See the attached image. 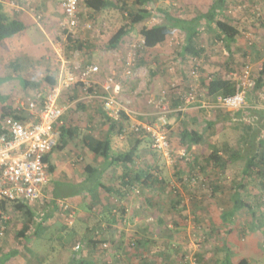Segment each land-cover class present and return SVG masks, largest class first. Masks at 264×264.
Instances as JSON below:
<instances>
[{
  "label": "crops",
  "instance_id": "obj_1",
  "mask_svg": "<svg viewBox=\"0 0 264 264\" xmlns=\"http://www.w3.org/2000/svg\"><path fill=\"white\" fill-rule=\"evenodd\" d=\"M0 2L3 4L1 15L6 23L17 19L26 27L23 32L0 41V80L8 79L1 85L6 93L0 97V125L4 110L18 115L22 118L20 119L22 122L31 123L36 120L28 108V103L32 99L24 100L20 87L28 89V86L38 85L45 73L49 74L50 71L58 70L60 72L62 51L59 42H56V46L53 45L55 42L50 34V25L38 21L41 19L38 12L44 11L45 0L32 2L31 0H0ZM208 2L210 0H179L180 7L188 9L193 6L199 11L191 17L190 15L181 17L180 13L179 18L191 19L206 12L211 8L210 5L203 7L200 4L206 5ZM156 7L154 10L157 12L159 8L169 6L165 4L163 7L157 3ZM86 12L94 17L101 16L87 9ZM104 24L106 22L101 21L102 28ZM58 26L65 27L63 22L58 23ZM139 26L140 24L132 27L130 33L114 50H101L99 53V47L96 46V50L95 44L88 43L96 60L91 65H97L100 68V72L92 79V87L98 92L100 98L83 99L80 97L79 90L76 89L77 84L62 86L59 103L66 107L64 121L68 128L73 130L74 136L63 151L55 150L48 156L49 163L54 168L50 174L51 185L47 191L52 207L46 215L48 219L41 232L48 229L51 222H57V220L63 222L55 203L58 200H66L77 211L75 225L78 231L74 238L84 236L85 239L84 242L74 240L76 243L74 250L79 244L81 245L79 251L88 249L95 252L102 248L103 243L109 244V249H105V256L101 258L100 263L91 259L87 264H177L180 255L178 248L184 247V244L192 237L195 239L202 234L198 230L200 227L203 228V234L207 237H214L208 248L210 253L205 252V254L209 253L205 261H210L211 254L215 253L216 264H238L242 260L247 261L248 264H264V202L260 196L255 194L251 196L254 187L263 188L264 184V176L258 181V178L255 180L252 174L255 168L260 170L264 167V161L261 160L264 158V109H262L264 108V80L258 84L261 77L264 79V75L261 74L264 66V40L257 36L255 46L258 47H254L256 51L251 50L250 53L253 57L249 54L248 57L246 56V61L249 60L245 61V64L250 61L257 63L252 70V88L248 92L250 101L249 117H246L248 119L243 116V113L248 111L225 109L222 110L226 119H216L218 108L212 102L217 94L213 92H209L205 97L202 95V100L209 101L212 106L208 102L187 105L181 101L178 102L177 99L180 91L191 90L192 86L199 87L200 92L202 90L205 93L209 82L218 77L217 73L212 75L216 72L218 65L226 70L229 68V71L232 69V73L227 78L234 79V76L242 71L243 64L239 63L241 61L239 54H246V51L241 50L246 43L242 28H240L241 36L232 42L228 49L205 26L200 29L193 42L204 50L206 57L203 74L197 85L190 84L187 60L182 57L181 44H184L185 38L179 45H175L177 35L183 34L179 28L172 30V34L164 44L146 49L145 56L138 60V64L133 63L134 75L123 83V92L119 97L123 109L129 113L128 121L123 120L121 123L126 126L134 124L139 121L137 116H142L146 122L154 121L152 114L155 110L145 105L142 95L149 90L153 95L150 96L158 97L163 90H168L172 105L175 104V108H181L178 111L179 114H173L169 118L173 126L172 130H175L173 139L176 140L173 141V145L178 144L176 142H178L179 127L185 125L190 132L195 131L202 138L197 145L186 144L181 147L179 142L180 147L176 146L177 150L174 148L178 153H186L185 160L188 155H191L195 162L191 160L192 163L188 165L178 164L175 168L165 165L157 169L155 164L150 163L151 154L155 155V152L151 150L150 140L146 137L143 138V142L135 153L136 159L133 164L128 165L116 159L130 152L137 137L134 135L128 137L129 133H110L109 123L102 112L101 97L108 95L104 90L107 77L114 70L117 73H123L124 65L131 53L130 45L139 40L138 38L142 39V28ZM85 30V27L79 26L76 32ZM101 45L104 47L105 43ZM220 45L223 52H214L212 47H220ZM117 54L118 57L121 56V59L117 58ZM53 75L56 76V74ZM57 80L60 81L59 78ZM16 82L17 85H15ZM175 83L179 89L177 86L175 91H170L172 84ZM12 86L13 89H11ZM67 98L71 100L68 101ZM207 122H216L217 125L220 122H227L240 126L233 129L249 124L251 128L244 134L241 142L236 143L235 149L231 142H228L230 152L226 153L227 157L225 152L218 149L223 160L221 166L210 160L209 152L214 151L209 150L211 140L210 126ZM227 134L228 138L239 140L242 133L230 130V134ZM90 138L101 141L109 139V157L96 155L89 150L86 140ZM252 141L257 146L253 150L251 149ZM172 153L174 155L173 150ZM253 154L257 155L256 166L248 170V160ZM179 157L180 155L176 159ZM205 158L208 159L205 163L211 167L204 172L208 175L212 172L213 175L216 174L212 183L215 190L212 199L208 196L203 197L193 189L190 190V187L194 186L189 180L190 176L196 173L201 174L195 163L198 160L202 162ZM180 159L184 158L180 157ZM152 160L155 159L152 158ZM261 171L263 172L264 168ZM150 175L152 177H149ZM172 188L179 190V197L173 195ZM190 219L198 221L197 228L190 224ZM57 236L64 237V234L59 231ZM134 240L137 241V246L130 248L129 245ZM213 246L214 249H212ZM211 263L205 262V264Z\"/></svg>",
  "mask_w": 264,
  "mask_h": 264
},
{
  "label": "rangeland",
  "instance_id": "obj_2",
  "mask_svg": "<svg viewBox=\"0 0 264 264\" xmlns=\"http://www.w3.org/2000/svg\"><path fill=\"white\" fill-rule=\"evenodd\" d=\"M32 1H34V0H31V2ZM61 1L62 0H45L44 11L40 10V12H38L41 15V19L38 21L44 22V23L50 25V27H51L50 28L51 29L50 34L53 36V41L55 42V43L53 42L54 43L53 45L56 46L57 45L56 42H59V44H60V48H61L62 55H63V60L60 61L61 70H60V72L58 70L55 72L50 71L49 74L45 73L44 77L42 78L41 82L38 85L33 84L31 86H28L27 87L28 89H22L20 87L21 93L24 94V98H23L24 100H27V98L29 100L35 98L37 92H39L41 90H45L46 87L49 86V84L44 80V78L47 75L52 77L53 79H55L56 82L59 83L60 81L57 79L58 78L61 79L62 77L64 78L65 73L75 72L78 70V68L88 67L91 65V63L96 62V60L94 59L95 57L92 55V52L90 50L91 47L89 46L88 43L92 42V44H95V47H94L95 49H96V46L99 47V50H98L99 53L101 52V50H104V51L107 50L109 39L125 23L124 14L120 11V7L124 5V7L126 8L125 11H132V10H138L139 9L135 4L136 0H112V1L118 2L117 4L119 5V8L114 9V10L105 11L103 14H101L100 17H94V16H91L90 14H88L86 12V8L82 2L80 5V9H79V14H80L79 15L80 16L79 21H81L80 26L85 27L86 30L84 31L85 33L82 31L79 33V32H76V30H74L73 32H70L66 28V26L64 28L63 27L59 28L58 23L63 22V24H64V21H65V17L63 15L62 10H61V3H62ZM157 1H158L157 3L160 5H163V6L165 4L168 5L171 8L170 11L172 12V14L176 15V17H179L180 13L182 14L181 17H186L188 15H190L189 17H191V15L197 14L199 12V11H197L198 9L197 8L195 9L193 6H191V8H188V9L180 7L179 3H178L179 0H157ZM165 1H168V2L165 3ZM211 1L212 0H210V2H208L206 5L200 4V6L205 7L207 5H210L211 8L213 6L214 8L220 9L218 12L219 13V16H218L219 20H224V19L230 20L229 22L235 24L239 29L242 28V31L244 32V36H245L244 38L246 41V43H245L246 46L244 44L242 46L241 50L246 51V54H239V58L241 60L239 63H242L244 66L245 61H246V56L248 57V54H249L251 57H253L250 54L251 50L256 51L254 49V47H258V46H255V44H257V41H256L257 36L260 37L262 40H264V0H228V3L225 6V8L219 7V5L217 6V4L215 2H217L218 0H213L212 2ZM210 3L211 4L213 3V4L211 5ZM203 4H205V3H203ZM146 9L149 11H152V16L150 18H148V20L145 21V23L140 24L139 27L143 28L144 26L159 25L164 21L163 16L158 11L156 12L155 10H153L149 6H146ZM257 13H260V14L258 15ZM36 17L37 16L35 15V18ZM101 21L106 22V24H104V28L101 27ZM85 25H91V28H87V26H85ZM141 28H138V29H141ZM207 33H210V32H207ZM254 34H256V36H254ZM177 36H178L177 37V43L175 45H179L181 43V41H183L185 38V36L181 33H179ZM138 39L139 40H136L134 43H132L130 45L131 53H130V56H128L130 58L131 55H133L135 53L134 64H136V63L138 64V60H141L145 56L144 53L146 51V49H134L133 48L134 45H139L141 43L142 39H140V38H138ZM76 43H78V44L82 43L81 49H79V50L76 48L73 49V46ZM101 43H105L104 47L101 45ZM221 45H220V47H216V46L212 47L213 51L214 52H216V51L217 52H219V51L223 52V50L221 49ZM172 46H174V45H172ZM203 52H202V55L200 58L191 57L190 59L187 60V65L189 67L188 68V72H189L188 76L190 79V84H192V85L193 84L197 85L200 82V76L203 74L202 69H203V65L205 63L204 61H205V57H206V55ZM116 56L118 59H121L120 58L121 56L118 57L119 56L118 54ZM125 56L127 58V55H125ZM195 60L197 62L200 61L199 78H197V79L193 78V76L191 75L192 70L195 68L194 66H196ZM233 60L237 61L236 59H233ZM248 60L249 59H247V61ZM216 68H217L216 72H214L212 75H216V73H217L218 77L219 76L228 77V75L230 73H232L231 72L232 69H230V71H229L228 70L229 68L226 70L223 67H221L220 65H218ZM239 71H240V69H239ZM114 72H116V70H114ZM52 73L56 74V76H54ZM60 76H62V77L60 78ZM7 80L8 79L0 80V97L4 96V94L6 93V92L4 93V91L2 90L1 85L5 84ZM15 85H17V82L15 83ZM175 86L177 87L178 85L175 83ZM13 88L14 87L12 86L11 89H13ZM178 88H179V86H178ZM170 89H171L170 91H175V89H172V88H170ZM147 91L145 94L142 95L144 97V101H145L146 106H148L147 101L150 98H154V97H152L153 96L151 94L152 92H149V90H147ZM97 94H98V92H97ZM137 94H141V93H137ZM150 95H152V96H150ZM68 96H70V95H68ZM148 96H150V97H148ZM169 96H170V93H169ZM80 97H82L84 99L83 93L80 94ZM170 98H171V96H170ZM69 100H71V98L68 99V101ZM199 101L195 102L194 104H196V103L198 104ZM171 109L173 111H175L176 108L173 109V105H171ZM262 109H264V108H262ZM216 111H217L216 112V119H218L219 116H221V119H226V116L224 115L223 110L217 109ZM173 114H179V113L173 112L171 115H173ZM243 116L245 118L249 117V111L247 113H243ZM137 117L139 118V121L146 122L145 120L142 119V116L141 117L137 116ZM246 119H248V118H246ZM172 127L173 126L170 124L171 133H172L171 148L174 152V155H175L174 157H175L176 161L174 164L169 165V164H167V161L165 159H163L162 156H159L155 152V155H154V153L151 154L150 163L155 164L157 169H160L161 167H164L165 165L175 168L178 164L188 165V164L192 163L191 160H193V158L191 155H188L187 160H185V158L180 159V157L176 159V157H178L180 155L178 152L175 151V149L176 150L178 149L176 146H178V147L181 146L179 144V142H180L179 137L180 136L179 137L177 136L179 134V130H178V133L176 135L178 138V142H176V144L177 143L178 144L176 146L173 145V141H175L176 139L175 140L173 139L174 138L173 134H174L175 130H172L173 129ZM234 127H240V126L239 125L236 126V124H234V123L228 124L227 122H224V123L220 122L219 125H217V124L212 125V127H210V129H209L210 130V140H211L210 141L211 145L209 147V150L215 151L214 148L212 147V146H215L216 150L221 149L220 151L225 152L224 154L227 157L226 153L230 152V147H229L230 144L228 142H231L233 149H235L234 146L238 142L237 139H235V138H232V137L228 138L227 137L228 136L227 133L230 134V130H233ZM130 129L131 128L129 127L128 137L133 136V134H131ZM230 138H232V139H230ZM215 142H216V144H215ZM150 147H151V144H150ZM151 150H153L152 147H151ZM211 154L212 153L209 152V156ZM152 158H154L155 160L153 161ZM207 160L208 159L205 158V160H202V162L200 160H198L195 163V166H198L201 174L196 173L194 176H190L189 180L193 179L194 177L195 178L197 177L201 180L198 181L197 183H195L194 186L190 187V190L193 189V190L199 192L203 197L208 196V197H210L209 199H212L214 197V191H215L213 186H212V183L215 180L214 176H216V174L213 175V172H212L211 174L208 175L207 173L204 172L205 169L211 167L205 163V162H207ZM193 162H195V161L193 160ZM262 168H264V167H261L260 170H258L259 168H255L252 171L253 172L252 174H253V177H255V180L257 178H258V181L260 179H263L264 171L263 172L261 171ZM211 177H213V179ZM211 180H212V182H211ZM183 181H184V179H183ZM263 186H264V184H263ZM195 191H193V192H195ZM171 192L173 193V195L175 197H179V190L177 188H172ZM254 194L257 196H260V199L264 202V189L263 188H261V187L255 188L254 187V189H252L251 196H253ZM35 210L37 211V209H35ZM6 215H7V217H9V222H8L7 230L5 232L4 237H0V255L11 253L13 251L17 252V255L12 257L6 264H67V262L69 263V261L72 259L73 255H75V254H76L75 259L78 263L83 261L84 264H87L88 261L91 259L100 263L102 261L101 258H104V256H105V252H104L105 249L103 248V244H102V248L99 247L100 249L96 250L95 252L89 251L88 249H84L81 251H75L73 249L74 246L76 245L75 242H79V241L84 242L85 241V239L83 238L84 236H80V238H78V237L74 238L75 233L78 231L77 230L78 227H77V225H75L76 221H74V226L72 228H68V227L64 226L65 225L64 222H60L57 220V222H51V225L48 224L49 228L46 229L45 231L41 232L39 235L35 234V228H33L30 232L27 233L25 239H18L17 234L19 233L22 225L24 224L25 217L21 211H18L17 209L14 208L13 204H10L8 206V211H7ZM76 218H77V216H76ZM150 219H152V221H154L153 218H150ZM189 222H190V224H192V226L194 225L196 228L198 227L197 225L199 223H198V221H196V219H190ZM58 229H60L59 231L62 234H64V237L57 236V233L59 232ZM198 230L202 232V234H200L201 236L199 235L195 239L192 237L191 240H189V242L184 244V247H181V249L177 245V247H179L178 249H179V253H180L179 261L177 264H187L185 261V256H186V253L189 249V245L190 244L195 245V243L197 244L196 253L198 256L199 263L205 264V262H209V263L212 262L211 264H216V254L215 253L211 254L212 258H210V261H205V258L209 257L208 254L210 253V249H208V248L210 247L214 237L213 238L207 237L206 234H203L204 232H203L202 227H200V229H198ZM74 240H75V242H74ZM100 243H102V242H100ZM129 246H130V248H135L137 246V241L134 240L133 242L130 243ZM180 246H182V245L180 244ZM102 249H104V250H102ZM212 249H214V246L212 247ZM206 251L209 253L205 254ZM78 263H74V264H78Z\"/></svg>",
  "mask_w": 264,
  "mask_h": 264
},
{
  "label": "built area",
  "instance_id": "obj_3",
  "mask_svg": "<svg viewBox=\"0 0 264 264\" xmlns=\"http://www.w3.org/2000/svg\"><path fill=\"white\" fill-rule=\"evenodd\" d=\"M82 1L63 0L61 3V10L65 17L64 26L70 32L79 28L78 14ZM87 28H91V26H87ZM144 45L145 42L142 40L139 45H134L133 48L145 49ZM134 56L135 53L125 63L123 73L113 72L108 75L104 85V90L108 95L101 97L102 109L106 117L115 122L121 120L123 113L129 114L123 109L119 97L123 92V83L134 75ZM195 65L191 75L197 79L199 78L200 61L195 60ZM256 65L255 61L245 64L242 71L234 76L237 81V92L226 97L216 95V99L212 102L213 105L228 111H248L250 108L248 92L252 88V70ZM99 72L100 68L97 65L78 68L75 72L66 73L58 84L49 86L37 93L35 98L28 103V108L36 119L34 122L25 123L13 117H6L2 120V132L0 133V204L3 202L7 204L24 203L37 209V222H41L45 218L52 207L47 195L51 185V176L50 166L46 158L57 148L59 141L57 129L64 124L66 112V107L59 103L62 86L82 84L84 99L100 98V95L92 87V79ZM171 88L175 89V84H172ZM191 88L189 93L181 97L182 103L194 104L202 100V95L205 97L209 93L208 90L205 93L202 90L200 92L199 87L192 86ZM90 89H93L92 93H90ZM147 102L155 110V113L152 114L154 121H137L130 126V130L136 134L145 132L151 139L152 149L161 155L167 164L172 165L176 160L171 148L168 116L173 112L180 111L181 108H177L175 111L171 109L173 102L168 90H163L158 97L150 98ZM201 102H208L211 105L206 100ZM179 154L182 158L187 157L185 152ZM200 180L194 177L190 179V182L194 185ZM55 206L63 218L64 224L72 227L77 216L75 207L66 200H58ZM8 222L9 217L0 210V237H4ZM192 245H189L185 261L187 264H200L196 253L197 244ZM80 248L81 246L78 244L75 251H79ZM103 248L109 249V244L103 243Z\"/></svg>",
  "mask_w": 264,
  "mask_h": 264
},
{
  "label": "trees",
  "instance_id": "obj_4",
  "mask_svg": "<svg viewBox=\"0 0 264 264\" xmlns=\"http://www.w3.org/2000/svg\"><path fill=\"white\" fill-rule=\"evenodd\" d=\"M82 2L85 8L94 14H102L105 11L114 10V9L119 8V5L117 4L118 2L112 1V0H83ZM157 2H158L157 0H136L135 4L139 9L132 10V11H125L126 8L124 7V5L121 6L120 11L124 14L125 23L109 40L107 50L116 49L117 46L120 44V42L123 40V38L130 33V29L132 27L138 24L145 23V21H147L148 18L152 16V11L147 10L146 6H149L154 10V8L157 6ZM215 3L217 4V6L219 5V7L225 8V6L228 3V0H218ZM2 5L3 4L0 2V41L10 38L11 36H14L18 33H21L26 29L25 25L17 19H13L11 22L6 23L4 21L3 16L1 15ZM170 9H171L170 7H164V8H159V10H157L164 18L163 19L164 21L161 24L154 25V26H144L142 28L141 37H142V40L145 42V45H144L145 49H152L159 45L164 44L167 38L172 34V30L175 28H179L185 35V42L184 44H181L182 45L181 53H182L183 59L185 60H188L191 57L193 58L201 57L202 52L204 50L201 47L197 46V44H195L193 40L194 38H196L198 33L201 31L200 29L203 28V26H205L206 29L212 32L214 37L219 42H221L226 49L229 48L232 42H234L238 37L241 36L240 29L235 24L229 22L230 20H227V19L219 20L218 12L220 9L214 8L213 6L206 12H202L198 14L196 17L191 18V19H181L179 17H176L175 15L172 14ZM79 15L80 14H78V18L80 17ZM79 22L81 23V21ZM85 26H91V25H85ZM81 47H82V43H79V44L76 43L73 46V49L76 48L79 50L81 49ZM261 74L264 75V66H263V70ZM44 80L49 84V86H53L56 84L55 79H53L52 77L48 75L44 78ZM263 80H264L263 77H261L258 80V84H260ZM82 88H83L82 84L76 85V89H78L80 92L79 94L83 92ZM208 90L209 92L216 93L218 96H221V97L232 96L237 92V81L235 80V78L233 79L231 77L230 78L215 77L209 82ZM189 91L190 89L189 90L184 89L180 91L179 96L177 98L178 102H180L181 97L189 93ZM92 92H93V89H90V93ZM73 99H76V98H73ZM177 105L179 106V103ZM173 108L175 109V104L173 105ZM218 109L222 110L220 108ZM102 112H103V109H102ZM103 115L109 123L110 133L128 134L129 127L133 125V124H130L126 126L121 123L123 120L128 121L127 120L128 115L125 113H123L121 120L118 122L108 119L106 115L104 114V112H103ZM170 115L168 116V120L170 118ZM6 117H13L18 120L22 119L18 115L4 110L2 113L1 119H4ZM218 119H221V116H219ZM147 122H151V121L148 120ZM207 123L209 124L210 127L216 124V122H207ZM168 130L170 132L169 135H170V141H171L172 133H171L170 124L168 125ZM233 130L234 132L241 131L242 133L240 134V139L237 140L238 141L237 143L239 144L241 140L244 138V134L248 133L251 130V128L249 124H245V125L243 124V127L236 128ZM1 132L2 130H1V125H0V133ZM57 132L59 135V141H58L57 148L55 150L63 151L68 145L69 140L73 138L74 133L72 129L68 128L65 121H64V124L57 129ZM131 134L137 137L135 145L132 146L130 152L123 154L116 158L120 162H123L128 165H131L134 163L136 159L135 153L139 145L143 142V138L145 137L149 138V136L143 131L137 134L134 132H131ZM178 136H180L179 138H180L181 146L186 145V144L190 146L197 145L202 140V138L199 136L197 132L195 131L190 132L186 125L179 127ZM149 140L151 144V139L149 138ZM253 142L254 141H252V143ZM86 146L89 150H91L96 155H101L106 158L109 157V151H110V140L109 139H104L101 141L95 138H90L86 140ZM212 147L214 148L215 151L210 155V160L213 161L214 163L215 162L218 163L221 166L223 164L222 163L223 160L219 156V151L216 150L215 146H212ZM256 147L257 146L253 143V145L251 146V149L253 150ZM252 152L253 151H251V153ZM256 160H257L256 154H253L251 155V157H249L248 170H251L253 169V167L256 166V163H255ZM261 160L264 161V158H261ZM46 161L49 163L48 157L46 158ZM53 170L54 168L50 164V174L53 172ZM149 177H152V175H150ZM263 189H264V186H263ZM9 205L10 204H7L5 202L1 203L0 210L7 213ZM13 205H14V208L17 209L18 211H21L25 217V223L23 224L22 228L17 234L18 239H25L27 233L30 232L33 228H35V234L39 235L42 229L44 228L43 226L48 218L45 216V218L41 222H37L36 221L37 212L34 208L24 203H13ZM65 226L68 228H72L74 225L72 227H69L67 225ZM16 255H17L16 251L0 255V264H6L12 257ZM75 255H73L72 259L69 261V263L67 262V264L78 263L75 259ZM79 263L84 264L83 261ZM238 264H248V263L247 261L242 260Z\"/></svg>",
  "mask_w": 264,
  "mask_h": 264
}]
</instances>
